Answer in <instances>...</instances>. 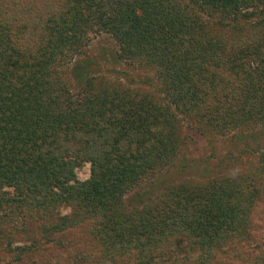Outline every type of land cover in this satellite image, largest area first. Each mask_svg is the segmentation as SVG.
Here are the masks:
<instances>
[{"label":"trees","instance_id":"trees-1","mask_svg":"<svg viewBox=\"0 0 264 264\" xmlns=\"http://www.w3.org/2000/svg\"><path fill=\"white\" fill-rule=\"evenodd\" d=\"M205 9L229 19L216 21L221 26L257 12L264 27V0H0V236L19 216L57 203L87 206V217H94L92 203L127 210L122 194L156 172L141 186L156 187L149 206H131L119 226L112 220L102 227L103 260L125 264L129 250L130 264H157L160 243L191 224L199 250L195 262L209 264L226 216L208 206L200 185L179 180L161 186L159 180L173 172L180 123L205 133L264 122V34L248 38V29H241L245 44L227 42L206 30L209 21L196 13ZM93 30L113 40L114 63L134 59L158 69L160 87L147 76L129 79L152 88L157 100L96 88L90 78L100 64L83 56L70 70L78 98L60 101L51 67L80 54ZM115 122L118 143L79 139L80 150L91 158L89 178L77 181L64 135L90 130L101 137L103 125ZM56 219L57 231L81 223L66 214ZM48 226L51 232L52 223ZM18 250L26 252L30 245Z\"/></svg>","mask_w":264,"mask_h":264},{"label":"rangeland","instance_id":"rangeland-1","mask_svg":"<svg viewBox=\"0 0 264 264\" xmlns=\"http://www.w3.org/2000/svg\"><path fill=\"white\" fill-rule=\"evenodd\" d=\"M180 1L184 3L186 0ZM196 13L200 19L209 21L206 30L236 45L246 43L241 41L244 39L238 34L241 29L242 31L248 29V38L254 36L252 32L259 36L264 34V27L258 21L260 14L257 12L251 16L236 17L232 26H221L216 23L219 20L221 23L229 21L220 17L218 11L205 9ZM117 50L108 34L89 31L86 45L80 54L67 57L51 67L49 77L51 76L59 90L60 101L65 96L70 100L78 98L80 88L71 76L70 70L74 66V60L83 56L100 64L90 78L96 88H114L118 93L124 90L126 94L135 93V97L148 94L157 100L158 93L155 94L152 88L146 85L136 84L134 80L140 76H147L156 87H160L158 69L134 59L124 58L114 63L110 54ZM131 75H134V80H129ZM260 113L264 116V111ZM113 124L103 125L107 130L106 135L103 133L101 137L92 135L90 130L88 133L80 132L78 135L73 132L64 135L63 140L70 147L69 157L73 161L71 170L77 181L88 179L90 172V154L84 151L85 148L80 150L83 144L79 139L95 142L100 139L107 145L118 143L122 138L113 128L116 122ZM126 142L128 140L125 139L121 143ZM179 142V149L170 165L173 172L163 176L159 182L161 186L179 180L200 185L201 196L208 206L217 207L216 209L226 216L223 238L220 239L222 241L218 246H214L209 264H264V155H261L264 152V122L231 124L224 132L210 129L205 133L188 129L180 123ZM155 174L157 173H147L122 194L121 198L127 210L110 206L98 208L97 203H92L88 207L95 211L94 217H87L89 215L87 206L75 208L71 203L67 205L57 203L30 214V217L19 216L21 221L14 216V221L19 222L15 226H4V234L0 236V264H110L109 261L103 260L101 255L103 253L101 250L106 249L104 245L106 239L100 237L102 227L112 220L116 221L114 227L119 226L131 206L136 210L149 206L148 199L153 198L156 187L141 186ZM139 191L144 193L136 198ZM117 197L120 198L119 195ZM9 211L13 212V209ZM65 214L72 219L80 218L81 223L72 228L54 230L55 226H59L56 217ZM49 222L53 225L51 232L47 231ZM188 226L185 230L177 227L173 235L167 237L168 241L160 243L162 247L158 246V249L163 251V254L156 256L157 264H196L199 250L195 244L196 240L189 234L193 225ZM29 245L30 250L26 252L18 250L19 247ZM128 251L125 254V264H130L133 259L128 255ZM19 256L21 258L17 261L15 257Z\"/></svg>","mask_w":264,"mask_h":264}]
</instances>
